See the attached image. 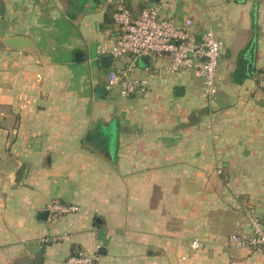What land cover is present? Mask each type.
<instances>
[{
  "label": "crops",
  "instance_id": "0c3cea01",
  "mask_svg": "<svg viewBox=\"0 0 264 264\" xmlns=\"http://www.w3.org/2000/svg\"><path fill=\"white\" fill-rule=\"evenodd\" d=\"M113 1L0 0V264H27L38 248L41 264L79 251L93 264H264L226 245L249 231L247 207L264 222V0H126L191 17L222 47L213 96L181 70L122 98L96 94ZM13 36L36 57L2 44ZM52 199L78 210L38 219Z\"/></svg>",
  "mask_w": 264,
  "mask_h": 264
},
{
  "label": "built area",
  "instance_id": "2783aa9c",
  "mask_svg": "<svg viewBox=\"0 0 264 264\" xmlns=\"http://www.w3.org/2000/svg\"><path fill=\"white\" fill-rule=\"evenodd\" d=\"M111 19L115 33L108 50L113 60L106 74V90L117 87L122 97L143 96L150 92L152 84L178 71L194 70L207 97L217 92L222 41L211 29L198 30L191 17L176 22L164 16L157 5L136 10L126 0L113 1ZM143 57H147V62L140 65ZM256 84L264 89V70ZM45 209L49 218H57L77 211L78 206L52 199ZM244 214L249 231L230 234L226 245L264 254V222L249 207ZM63 236H45L41 241L56 242ZM192 246H199L197 239L192 241ZM95 259L79 251L69 254L62 264H93Z\"/></svg>",
  "mask_w": 264,
  "mask_h": 264
},
{
  "label": "water",
  "instance_id": "95a60500",
  "mask_svg": "<svg viewBox=\"0 0 264 264\" xmlns=\"http://www.w3.org/2000/svg\"><path fill=\"white\" fill-rule=\"evenodd\" d=\"M2 44L9 49L17 50V51H26L31 54H33L36 57V50L34 48V45L32 41L24 36H13L6 38L1 41ZM254 48H255V43L252 42L251 46L249 47L247 51V73L248 75H251L252 69H253V62H254ZM80 56V57H78ZM75 59H82V52L77 51L74 54ZM110 56L108 54H102L99 58V64L106 67L109 64ZM147 62V57H143L139 60L140 65H144ZM182 93V88L178 87L175 89V94H181ZM96 94L98 96L104 97L106 95V90L105 87L103 86H98L96 89ZM22 170H23V164L16 170L14 174V183H18L21 175H22ZM48 215L47 210H40L38 212V219L41 220H46ZM42 254H43V248H38L35 250L32 254V256L29 258V262L27 264H41L42 263Z\"/></svg>",
  "mask_w": 264,
  "mask_h": 264
},
{
  "label": "rangeland",
  "instance_id": "374dc122",
  "mask_svg": "<svg viewBox=\"0 0 264 264\" xmlns=\"http://www.w3.org/2000/svg\"><path fill=\"white\" fill-rule=\"evenodd\" d=\"M218 64H219V61H218ZM109 92H110L109 93L110 96H114V97H117V98H122V96H120L119 93H118V88L117 87L112 88Z\"/></svg>",
  "mask_w": 264,
  "mask_h": 264
},
{
  "label": "trees",
  "instance_id": "16d2710c",
  "mask_svg": "<svg viewBox=\"0 0 264 264\" xmlns=\"http://www.w3.org/2000/svg\"><path fill=\"white\" fill-rule=\"evenodd\" d=\"M72 254V253H71Z\"/></svg>",
  "mask_w": 264,
  "mask_h": 264
}]
</instances>
